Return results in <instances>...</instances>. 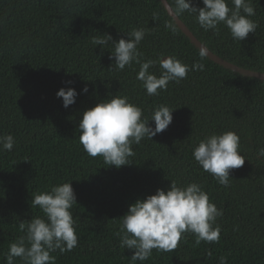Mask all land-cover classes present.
<instances>
[{
    "label": "trees",
    "instance_id": "1",
    "mask_svg": "<svg viewBox=\"0 0 264 264\" xmlns=\"http://www.w3.org/2000/svg\"><path fill=\"white\" fill-rule=\"evenodd\" d=\"M167 2L175 7L174 0ZM192 2L204 7L202 0ZM252 5L258 27L241 42L223 24L205 32L192 14L177 16L212 53L264 74V0ZM133 28L147 30L138 45L143 60L163 53L189 67L203 63L205 70L189 71L186 79L149 96L136 79L138 64L119 71L109 59L111 41L91 43L104 34L127 40ZM199 52L160 0H0V135L15 139L11 151H0V264H7L10 243L25 235L19 223L43 215L31 206L33 194L65 182H71L76 196L71 211L78 246L52 253L56 264H219L221 256L227 264H264V157L257 155L264 148V80L201 59ZM160 71L158 63L150 69L157 76ZM70 87L78 95L65 108L56 93ZM115 95L140 107L142 119L159 105L174 109L168 128L133 144L132 164L120 168L88 156L78 130L85 110ZM148 123L155 127L154 121ZM226 131L239 136L245 156L241 168L230 170L228 187L192 154L200 140ZM171 181L201 185L223 210L216 220L219 242L196 245L187 233L174 251L153 249L147 260L132 261L134 250L121 248L116 235L120 218L138 199L167 190ZM15 264L23 261L16 258Z\"/></svg>",
    "mask_w": 264,
    "mask_h": 264
},
{
    "label": "clouds",
    "instance_id": "2",
    "mask_svg": "<svg viewBox=\"0 0 264 264\" xmlns=\"http://www.w3.org/2000/svg\"><path fill=\"white\" fill-rule=\"evenodd\" d=\"M204 7H197L192 0H174L172 9L176 15L187 12L192 14L205 32L218 31L223 24L232 38L239 42L255 34L257 23L251 19L256 11L252 0H202ZM155 18V17H154ZM166 27L175 32V27L168 23ZM147 30L133 28L126 35L128 39L113 40L109 34L93 36L91 43L95 46H107L111 41L113 51L109 59L115 60V68L123 71L133 63L139 65L136 79L149 96L159 95L167 89L169 82L179 83L187 78L189 71H204L205 65L195 62L191 67L174 56L163 53L157 60H143V53L138 45L144 39ZM201 59L206 55L205 49L199 52ZM159 64L160 74L150 72ZM69 83H71L69 81ZM88 92L87 86L82 89ZM62 98L65 108L75 103L78 93L74 88H61L56 93ZM166 105L157 106L150 118H143L142 109L129 102L126 96H110L82 114L78 125L79 142L90 157H102L108 166L132 164L134 157L132 145L165 131L173 120L172 112ZM155 122V127L149 126ZM15 139L11 134L0 135V151H11ZM240 138L232 131L211 134L200 140L193 149V157L201 168L213 176L222 186L228 187L230 170L241 168L245 156L239 151ZM258 157H264L261 148ZM76 204V196L71 182L54 185L50 191L33 194L31 206L38 207L42 216H32L30 221L20 222L19 230L25 235L9 245L6 254L7 264H15L16 258L23 264H56L52 253L57 250L63 254L78 246L75 220L71 209ZM223 216V210L210 201L203 187L195 182L178 186L171 181L167 190L157 189L154 195L138 199L131 204L127 213L120 218V247L134 250L132 261L147 260L153 249L159 252H172L187 233L195 237L196 245L202 241L217 243L221 228L216 223ZM219 264H227V258L221 256Z\"/></svg>",
    "mask_w": 264,
    "mask_h": 264
},
{
    "label": "water",
    "instance_id": "3",
    "mask_svg": "<svg viewBox=\"0 0 264 264\" xmlns=\"http://www.w3.org/2000/svg\"><path fill=\"white\" fill-rule=\"evenodd\" d=\"M163 7L165 8L168 15L173 19L178 28L182 31V33L190 40V42L200 51L202 48L206 51V57L209 58L212 62L231 70L232 72L238 73L243 76L257 78L259 80H264V74L253 72L247 69L240 68L222 58L212 53L208 50L197 38L190 32V30L185 26V24L179 19V17L173 12L171 6L167 2V0H160Z\"/></svg>",
    "mask_w": 264,
    "mask_h": 264
}]
</instances>
